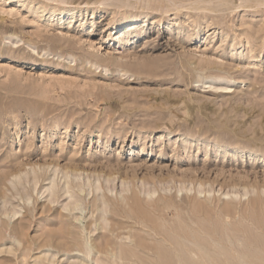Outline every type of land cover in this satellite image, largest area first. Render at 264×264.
<instances>
[{
  "label": "rangeland",
  "instance_id": "rangeland-1",
  "mask_svg": "<svg viewBox=\"0 0 264 264\" xmlns=\"http://www.w3.org/2000/svg\"><path fill=\"white\" fill-rule=\"evenodd\" d=\"M203 259L264 264V0H0V264Z\"/></svg>",
  "mask_w": 264,
  "mask_h": 264
},
{
  "label": "bare ground",
  "instance_id": "bare-ground-1",
  "mask_svg": "<svg viewBox=\"0 0 264 264\" xmlns=\"http://www.w3.org/2000/svg\"><path fill=\"white\" fill-rule=\"evenodd\" d=\"M151 3V2H150ZM154 3H155V1H154ZM125 4H127V3H125ZM172 4V6H174L175 8H180V5L179 4H177V3H173V2H171L170 3V5ZM129 5V4H128ZM135 21V19L134 18H125V19H122V20H118V21H114V23H116V24H127V23H133ZM65 178V177H64ZM75 179V178H74ZM76 182V181H75ZM66 187V186H65ZM98 188V187H97ZM104 200V199H103ZM105 201V200H104ZM103 203V202H102ZM80 204V203H79ZM79 204H75L74 206H75V208L79 205ZM105 204V203H104ZM81 206V205H80ZM225 216H226V214H225ZM243 217V216H242ZM228 222V221H227ZM249 222V221H248ZM247 222V223H248ZM253 228V227H252ZM255 228V227H254ZM259 229V228H258ZM229 239V238H228ZM229 241V240H228ZM238 241V240H237ZM214 242V241H213ZM88 243V242H87ZM218 243H220V242H218ZM232 243V242H231ZM231 243L229 244V245H231ZM242 244V243H241ZM253 244V243H252ZM228 245V246H229ZM256 245V244H255ZM252 246V245H251ZM238 247V246H237ZM87 248V247H86ZM85 249V248H84ZM232 249H234L233 247H232ZM258 249H260V248H258ZM235 250V249H234ZM87 251H88V254H90L91 255V251H92V248H88L87 249ZM190 251V250H189ZM195 251V250H194ZM238 250H236V252H237ZM208 252V251H207ZM192 253H194V255H196V253L195 252H193L192 251ZM240 255V254H239ZM96 257V256H95ZM128 257V256H127ZM204 257H205V254H204ZM203 257V258H204ZM209 257V256H208ZM211 257V256H210ZM241 257V256H240ZM246 257V256H245ZM260 257V256H259ZM207 258V257H206ZM97 259V258H96ZM128 259L129 258H127V261H128ZM193 260V259H192ZM256 260V259H255ZM205 261H207V259L205 260ZM205 261H204V259H203V263L205 264ZM129 262V261H128ZM200 262V261H199ZM179 263V262H178ZM208 264V263H207Z\"/></svg>",
  "mask_w": 264,
  "mask_h": 264
}]
</instances>
